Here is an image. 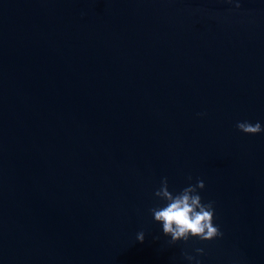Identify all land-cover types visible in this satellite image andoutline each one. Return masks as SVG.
Listing matches in <instances>:
<instances>
[{
	"label": "water",
	"instance_id": "water-1",
	"mask_svg": "<svg viewBox=\"0 0 264 264\" xmlns=\"http://www.w3.org/2000/svg\"><path fill=\"white\" fill-rule=\"evenodd\" d=\"M240 2L0 0V264H264V132L236 127L264 126V0ZM163 177L203 180L223 236L171 244Z\"/></svg>",
	"mask_w": 264,
	"mask_h": 264
},
{
	"label": "clouds",
	"instance_id": "clouds-1",
	"mask_svg": "<svg viewBox=\"0 0 264 264\" xmlns=\"http://www.w3.org/2000/svg\"><path fill=\"white\" fill-rule=\"evenodd\" d=\"M235 3V7H241L240 0H228ZM238 130L245 134H259L264 132V126L260 122L239 121L236 124ZM191 180V177L188 178ZM205 187L203 180H197L195 184L189 183L179 192L170 191L167 177H163L160 186L155 190L154 196L164 204L160 207L150 209L154 220L162 225L163 233L170 236V243L178 241L187 242L191 238H198L200 241H212L223 236L219 226L214 224L215 208L214 202L204 203L200 190ZM137 240H144L143 231L137 233ZM196 255L187 251L183 256L190 264H201L197 256L203 255L204 248H196Z\"/></svg>",
	"mask_w": 264,
	"mask_h": 264
}]
</instances>
